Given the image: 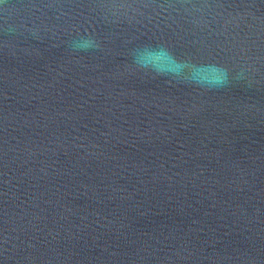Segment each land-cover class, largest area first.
Instances as JSON below:
<instances>
[{
	"label": "water",
	"instance_id": "obj_1",
	"mask_svg": "<svg viewBox=\"0 0 264 264\" xmlns=\"http://www.w3.org/2000/svg\"><path fill=\"white\" fill-rule=\"evenodd\" d=\"M0 264H264V0H0Z\"/></svg>",
	"mask_w": 264,
	"mask_h": 264
}]
</instances>
